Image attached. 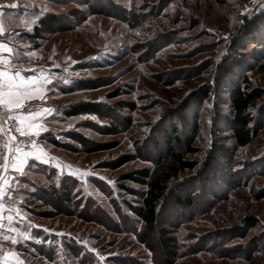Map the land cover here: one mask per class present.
Here are the masks:
<instances>
[{
    "label": "rangeland",
    "instance_id": "rangeland-1",
    "mask_svg": "<svg viewBox=\"0 0 264 264\" xmlns=\"http://www.w3.org/2000/svg\"><path fill=\"white\" fill-rule=\"evenodd\" d=\"M109 1L0 0L11 24L21 25L20 16L28 32L43 15L56 21L52 32L17 44L22 73L50 81L44 108L53 111L39 137L23 135L38 162L0 194L12 201L0 208V264H264V31L253 43L242 30L264 0ZM244 78L263 97L251 111L250 143L235 148L228 90ZM87 102L100 114L63 116ZM118 102L136 109L118 111ZM194 123L196 152L186 159L195 167L169 185L158 225L146 233L127 208L142 188L122 178L153 167L166 134L177 127L184 137ZM38 163L52 186H71L72 204L53 196ZM187 198L191 206L178 202ZM162 230L174 240L170 261Z\"/></svg>",
    "mask_w": 264,
    "mask_h": 264
},
{
    "label": "trees",
    "instance_id": "trees-1",
    "mask_svg": "<svg viewBox=\"0 0 264 264\" xmlns=\"http://www.w3.org/2000/svg\"><path fill=\"white\" fill-rule=\"evenodd\" d=\"M110 3L109 0H106ZM111 5V4H110ZM55 18L53 15H43L39 17L32 27V32L24 33L23 37L33 42L40 39L43 34L50 33L54 30ZM243 34L249 38L253 43H258L257 37L261 31H264V8L251 16L244 18L242 25ZM245 86L235 85L228 90V104L230 108V128L231 140L235 148H243L251 141V111L256 107L257 102L263 97V93L259 90H249V82L244 78ZM113 94L111 97H115ZM207 93H203L198 97V102L202 101ZM118 111L128 108L134 111L136 107L129 102H118L116 104ZM101 107L96 103H79L63 109V116L67 119L77 118L86 115H99ZM129 122V119H127ZM177 127H173L172 135L166 134V150L164 153L159 154L157 160L154 162L153 167L135 170L123 176L122 179L132 182L134 185L139 186L142 190L138 193L139 200L136 205L127 204L129 212L141 224V227L146 233H152L158 225V211L159 207L165 200L169 185L177 181L182 174L186 171L192 170L195 164L186 159L189 154H194V136L199 131L198 125L193 124L188 133L184 137H180ZM68 138L79 143L85 144V139L82 135L74 132L66 134ZM52 145L59 146L56 140H51ZM128 162V157L121 158L115 165L114 169ZM34 164L36 162H33ZM40 167L38 174L48 180L50 192L53 196L64 200L66 204L74 202L71 186L68 183H62V188L52 186L54 183L51 181V175L42 172L43 168L48 166L39 164ZM36 173V172H35ZM56 173V172H55ZM23 179L20 182H24ZM32 181V180H31ZM33 183V182H32ZM53 183V184H52ZM31 184V183H30ZM30 186V185H29ZM129 195H135L133 190L126 189ZM32 198L34 196H31ZM183 205L191 206L190 198L183 201L178 200ZM169 231L162 230L159 234L160 247L166 252V259L170 261L176 255V248L174 240L168 237ZM40 251H44L40 249Z\"/></svg>",
    "mask_w": 264,
    "mask_h": 264
},
{
    "label": "crops",
    "instance_id": "crops-1",
    "mask_svg": "<svg viewBox=\"0 0 264 264\" xmlns=\"http://www.w3.org/2000/svg\"><path fill=\"white\" fill-rule=\"evenodd\" d=\"M19 12V11H18ZM0 13L3 14L0 19L3 20V28L0 30V45L3 47H0V57L3 59L0 60V65H1V70H5L9 72V74H14L16 71H20L21 76L23 77H28L23 71H26L25 68H20L18 67V62L16 61V49H17V44L21 43L25 40L24 37H21V33H28L29 28L27 26H24V21L23 18L19 16V22L21 25H13L11 24V11L10 10H5L3 8H0ZM16 16V15H15ZM17 67V68H16ZM39 77L42 81H44L45 75L42 74V77H40V74L35 76ZM47 87H49L48 83L45 85V82L42 83L41 89L43 92V98H37L29 101H25L24 107L22 108H12L10 111L7 108H4L5 114L11 116L16 123L17 129L21 127L20 122L18 119H16L17 113L23 114L27 116L29 112L35 113L37 111H41L44 109L46 104V97L49 95L47 94ZM35 106L37 108L33 109H28V107ZM40 106V107H38ZM42 108V109H40ZM48 115H42L36 117V121L39 122L40 124L44 122L47 118ZM27 123V122H25ZM33 145V144H32ZM29 146V148L25 150H16L10 158H0V188H2V193H8V186L10 185L9 183H12L13 180L15 179H21V175L23 174L22 171H26L27 165L29 162H38L37 160H34L35 157L32 156V146ZM38 146V145H37ZM22 153H30L27 157V163L23 165L22 171H17L13 168V164L18 163L17 157L20 159H23L24 157L22 156ZM14 182V181H13Z\"/></svg>",
    "mask_w": 264,
    "mask_h": 264
},
{
    "label": "snow or ice",
    "instance_id": "snow-or-ice-1",
    "mask_svg": "<svg viewBox=\"0 0 264 264\" xmlns=\"http://www.w3.org/2000/svg\"><path fill=\"white\" fill-rule=\"evenodd\" d=\"M12 7H16L15 4L12 5ZM3 14L0 13V17H2ZM3 28V20L0 19V30ZM0 47H3L0 45ZM3 58L0 57V60ZM44 82H50V81H42L39 77L35 76H29V77H23L21 76L20 71H16L14 74H9V72L5 70H0V107L7 108L9 111L12 108H22L24 107L25 101L37 99V98H43V92L41 89V85ZM52 109L44 108L41 111H37L35 113L29 112L27 116L17 113L16 119L21 124V127L17 129V131L21 132L22 135L31 133L32 135H35L37 137L40 136L41 132L43 131L42 126L39 122L36 121V117L42 116V115H48L52 112ZM12 118L11 116L9 117ZM27 122V123H25ZM0 131H3L2 128H0ZM33 147L35 148L36 145L33 143ZM41 154L37 155L36 158L39 160H42V162L47 163V160L43 159L44 154L42 153V150H39ZM31 155L30 153H22L23 159H18V163L13 164V168L17 171H22V167L24 164L27 163V157ZM72 175H76V172L70 173ZM86 174V173H85ZM0 194H2V188H0ZM3 206L0 205V208ZM19 214V211H18ZM47 231V230H45ZM25 235V234H21ZM25 238L27 236L25 235ZM7 239V237H6ZM13 242L16 241L13 239ZM103 259V257H101ZM18 264H23L22 261H18Z\"/></svg>",
    "mask_w": 264,
    "mask_h": 264
},
{
    "label": "built area",
    "instance_id": "built-area-1",
    "mask_svg": "<svg viewBox=\"0 0 264 264\" xmlns=\"http://www.w3.org/2000/svg\"><path fill=\"white\" fill-rule=\"evenodd\" d=\"M9 117L5 114L4 107H0V128L3 129L0 131V157L10 156L16 150H25L33 143L32 137L26 138L17 131L15 120ZM0 205L12 208V201L9 198H0ZM4 251L5 249L0 248V255Z\"/></svg>",
    "mask_w": 264,
    "mask_h": 264
}]
</instances>
